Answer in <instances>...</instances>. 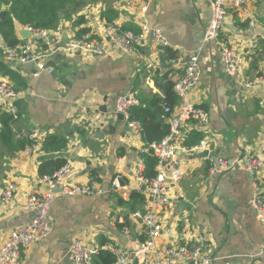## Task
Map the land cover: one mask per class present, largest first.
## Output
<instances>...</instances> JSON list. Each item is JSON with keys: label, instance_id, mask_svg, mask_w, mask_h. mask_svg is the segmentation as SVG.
<instances>
[{"label": "crops", "instance_id": "0c3cea01", "mask_svg": "<svg viewBox=\"0 0 264 264\" xmlns=\"http://www.w3.org/2000/svg\"><path fill=\"white\" fill-rule=\"evenodd\" d=\"M225 11L219 40L233 48L241 62L239 72L232 75L224 71L217 42L202 44L210 19L209 0H87L56 31H46L47 37L30 34L23 39L20 31L26 27L16 28L19 43H27L37 53L48 54L82 37L103 42L107 51L103 57H89L58 50L43 62L52 75H36L34 65L10 63L0 53V78L17 94L11 103L17 111L15 118L0 110V115L11 117L10 134L0 135V194L9 184L16 187L9 201L0 200V247L11 230L32 219L24 207V195L46 191L40 165L59 158L42 152V143L37 153L25 156L23 151L35 134L43 140L51 135L67 137L64 153L69 157L60 158L71 166L68 184L86 186L93 180L100 194L55 198L49 208L52 231L22 252L21 264H71L69 245L78 238L93 248H99L104 239L124 252L132 251L134 241L143 240V229L129 219V208L118 202L127 204L131 193L141 189L136 170L138 152L145 144L124 116L129 130L121 125L114 135L102 139H96L99 127L92 135L86 123L96 126L99 114H90L100 106L115 120L116 101L124 96L164 98L160 88L164 82H175L187 61L197 57L199 82L190 99L206 114L207 122L203 127L186 122L178 143L183 147L187 137L197 133L206 148L200 153L181 149L176 154L180 173L165 172L170 180L169 202L157 244L200 245L210 264H264V230L250 205L254 196L250 174L233 168L209 175L205 161L210 156L244 165L246 157H256L262 162L258 184L264 195V0H244L239 7L229 3ZM142 26L160 29L167 46L159 48L146 36L144 45L126 56L103 29L137 34ZM179 109L176 99L173 118ZM75 129L83 131L82 137ZM22 131L27 144L16 150ZM117 178L120 187L113 190L111 183ZM179 200L192 204L194 210L180 214Z\"/></svg>", "mask_w": 264, "mask_h": 264}, {"label": "built area", "instance_id": "2783aa9c", "mask_svg": "<svg viewBox=\"0 0 264 264\" xmlns=\"http://www.w3.org/2000/svg\"><path fill=\"white\" fill-rule=\"evenodd\" d=\"M155 1V0H150ZM239 7L244 4V0H209L210 19L203 32L202 44L207 45L210 42H217L220 51V58L226 74L232 75L239 72L241 62L237 52L219 40V32L223 25L225 17V7L228 4ZM147 6L142 8L144 12ZM264 27V23H263ZM27 29L32 35L47 37L46 31H36L31 28ZM106 36L110 37L115 47L126 56L133 55L136 47L143 46L146 36H150L159 48L167 46L162 37L160 29L148 28L142 26L139 33L130 31H118L115 28H103ZM47 53H37L27 43H21L13 49L5 47L0 39V53L4 59L15 64H32L34 65L36 75L44 73L52 75L53 70L44 65V60L53 56L58 50L64 52H79L89 57H103L106 55L107 46L103 42L82 37L68 41L65 47H59ZM199 82V70L197 57L189 59L182 71L181 76L174 82V94L180 103L179 114L177 117L171 116L169 108L164 109V113L170 115L167 119L169 123V133L159 142L151 143L144 146L138 152L139 164L136 170V178L141 184L140 191L145 199V205L142 210H136L129 213V219L140 223L142 226L143 240H135V248L130 252H124L121 248L111 245L110 243L103 246V249L114 256V264H210L211 260L205 254L200 245L186 248L183 246H160L157 240L160 238L163 225V213L167 208L169 197L168 190L170 180L166 171H173L175 174L180 173V164L176 159V154L183 148L187 153H200L206 148V142L203 139L193 148H187L179 145L178 141L182 133V127L186 122H194L198 127H203L207 122L206 114L198 108L190 99L192 91ZM250 85V84H249ZM248 86V85H247ZM17 99V94L10 88L6 80L0 78V110H5L14 118L17 114L15 107L11 104ZM264 104V93L262 98ZM137 105V99L133 95L119 98L116 101L115 110L128 119V109ZM128 121V120H127ZM129 126L136 132L140 133V125L135 121H128ZM185 126V125H184ZM18 139L27 138L25 133L17 135ZM30 138L33 141L26 146L23 153L25 156H31L39 151V144L43 139H38L35 134ZM144 154H151L156 159V175L149 179L144 176V162L141 158ZM207 172L209 175H219L233 168L244 169L251 176L254 196L250 202L251 208L255 213L256 220L264 230V195L259 187V174L262 168V162L254 156L246 157L244 165L242 161L229 162L207 156L205 158ZM71 173L69 164L63 165L52 174L43 175L41 182L46 189L45 192H31L24 195V207L32 213V219L11 230L8 233L6 241L0 247V264H21V254L37 241L47 237L53 228V220L49 213V208L55 198L59 196H90L98 195L100 191L96 188V183L91 180L86 186H72L68 184L67 177ZM112 189L120 187L119 179H114L111 183ZM16 187L13 184L7 185L6 189L0 194L1 201H9ZM127 234V232H125ZM99 248H93L83 241V238L75 239L69 245V257L71 264H92V257ZM263 256H264V250Z\"/></svg>", "mask_w": 264, "mask_h": 264}, {"label": "trees", "instance_id": "16d2710c", "mask_svg": "<svg viewBox=\"0 0 264 264\" xmlns=\"http://www.w3.org/2000/svg\"><path fill=\"white\" fill-rule=\"evenodd\" d=\"M86 1L0 0V39L5 47L13 49L20 44L16 36V28L18 26L31 28L36 31L54 32L63 20L70 18V15L82 8ZM174 85V82H164L163 86L160 87L163 90L164 98L162 99L153 96L148 100L136 96L137 105L131 106L127 111L128 120L138 122L140 125V133L145 144L144 146L159 142L169 133V125L166 121L170 115L165 114L164 109L169 108L172 113V108L176 103V97L173 91ZM10 122L11 117L0 115V123L3 125L0 135L7 137L10 134L8 127ZM75 131L81 137L84 134L81 129H75ZM203 139L202 135L191 133L183 145L187 148H193ZM67 143V137L47 136L41 144V151L50 154V158H53L55 154L66 151ZM26 144L27 141L22 139L18 140L15 146L16 150H22ZM141 158L144 162V176L149 179L153 178L156 175L154 171L157 163L155 157L151 154H144ZM63 165H65L63 158H53L44 161L40 165L39 173L41 175H50ZM144 203L145 199L141 191H133L127 204L122 201L118 202L119 206L126 205L130 213L139 209ZM106 244L108 242L101 239L99 249L92 257V264H114V256L103 249V246Z\"/></svg>", "mask_w": 264, "mask_h": 264}, {"label": "water", "instance_id": "95a60500", "mask_svg": "<svg viewBox=\"0 0 264 264\" xmlns=\"http://www.w3.org/2000/svg\"><path fill=\"white\" fill-rule=\"evenodd\" d=\"M60 16H61V14H60ZM29 35H30V32L27 29H24V30L20 31V36L23 39L28 38ZM66 43H68V42H66ZM159 61H160V64H163V59H162V54L161 53L159 54ZM228 80H231L230 77H228ZM105 110H106V107L100 106V107L97 108V111L94 112V114H90V116L99 114V118L94 121V124H96L95 127L92 128V126L90 125L91 124L90 122L86 123V125L88 127V131H90V133L92 135L95 134L96 128L99 127L100 133L96 134V139H102V137L104 135H107V136L114 135L115 129L117 127H120L121 125H124V131H128L129 130L127 128V126L123 123L124 117H123L122 114L117 113L116 115H114L113 116V117H115V120H114V118H109L107 116V113H106ZM206 154L207 153H204L205 156H206ZM55 156L56 157H64V158H68L69 157V155L65 154V153H58ZM178 203H179V205H178L177 211L180 214L185 212V211H187V210H194L193 205L190 204V203H186L183 200H179Z\"/></svg>", "mask_w": 264, "mask_h": 264}]
</instances>
